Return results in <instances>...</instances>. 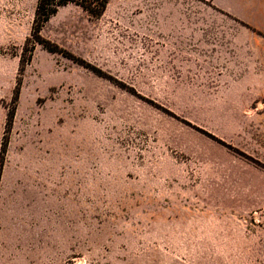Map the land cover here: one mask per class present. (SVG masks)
I'll return each instance as SVG.
<instances>
[{
	"label": "rangeland",
	"instance_id": "obj_1",
	"mask_svg": "<svg viewBox=\"0 0 264 264\" xmlns=\"http://www.w3.org/2000/svg\"><path fill=\"white\" fill-rule=\"evenodd\" d=\"M37 2L0 0V264H264V33L69 5L22 66Z\"/></svg>",
	"mask_w": 264,
	"mask_h": 264
},
{
	"label": "trees",
	"instance_id": "obj_2",
	"mask_svg": "<svg viewBox=\"0 0 264 264\" xmlns=\"http://www.w3.org/2000/svg\"><path fill=\"white\" fill-rule=\"evenodd\" d=\"M111 0H38L37 8L35 12V23L33 29V41L31 40L32 48L30 50L26 49L25 54L29 53L28 58H22V66H25V63L28 64L32 60L33 52L37 44H42L50 52H57L59 49L54 44L43 40L41 32L43 27L58 14V12L69 5H75L83 10L92 14V16L99 18L104 15L108 5ZM248 29L253 30L250 26L243 24ZM260 34V33H259ZM261 35V34H260ZM62 53V52H60ZM14 112L9 115L10 121L13 120Z\"/></svg>",
	"mask_w": 264,
	"mask_h": 264
},
{
	"label": "crops",
	"instance_id": "obj_3",
	"mask_svg": "<svg viewBox=\"0 0 264 264\" xmlns=\"http://www.w3.org/2000/svg\"><path fill=\"white\" fill-rule=\"evenodd\" d=\"M200 1L210 4L216 11L226 15L243 27H245L243 24H246L253 30L264 33V0Z\"/></svg>",
	"mask_w": 264,
	"mask_h": 264
}]
</instances>
